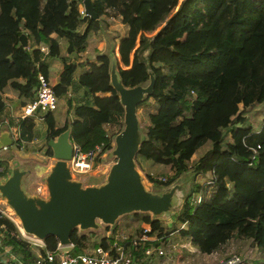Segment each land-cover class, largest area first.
Listing matches in <instances>:
<instances>
[{"label": "trees", "instance_id": "16d2710c", "mask_svg": "<svg viewBox=\"0 0 264 264\" xmlns=\"http://www.w3.org/2000/svg\"><path fill=\"white\" fill-rule=\"evenodd\" d=\"M91 1L96 20L81 13L80 0H0V91L10 86L24 100H33L37 74L50 81L40 44L51 43L50 55H56L54 33L66 41L67 53L84 51L86 36L93 26L98 28L100 18L119 19L127 28L117 48L122 83L145 81L147 65L155 76L153 91L143 101L152 99L155 109L148 113L147 139L136 156L173 170L165 182L147 173L148 179L170 183L187 171V162L200 148L210 145L194 167L196 174H210L209 179L196 184L186 198L178 217L179 226L185 223L180 234L205 254L237 236L250 239L264 254V117L254 130L244 124L240 109L264 105V0ZM21 35L30 41L28 46L21 44ZM61 59L64 66L53 90L57 98L66 99L71 117L57 126L53 113L45 112L46 140L70 128V140L82 149L98 143L107 148L106 125L123 114L109 83L108 57L97 55V62L76 79L80 63ZM70 88L84 89L81 101L72 102ZM4 108L0 95V117L6 115ZM27 117L19 121L18 145L34 137V122ZM229 126L230 139L224 141ZM51 153L48 146L46 155ZM0 167L1 175L6 164L0 162ZM137 215L150 225L149 234L163 235L159 220ZM0 228L3 244L23 264L57 247L54 236H48L44 246L18 237L14 222L3 215ZM70 239V255L85 253L86 236L75 229ZM110 240L101 238L94 246L106 248ZM58 263L56 256L53 264Z\"/></svg>", "mask_w": 264, "mask_h": 264}, {"label": "water", "instance_id": "95a60500", "mask_svg": "<svg viewBox=\"0 0 264 264\" xmlns=\"http://www.w3.org/2000/svg\"><path fill=\"white\" fill-rule=\"evenodd\" d=\"M83 8L92 20L97 19L91 0H83ZM98 27L101 28L99 21ZM20 41L27 46L24 35ZM99 55L109 59V83L123 107V122L122 128L110 138L96 170L87 173L71 170L70 128L47 140L41 159L38 154L18 152L10 128L6 124L0 126V162L6 164L0 175V212L6 213L2 205L11 211L26 239L44 243L48 236H54L59 247H67L72 244L70 235L75 229L80 236H86L87 230H101V238L111 239L119 218L124 215L148 214L159 221L167 215L173 217L176 197L184 191L182 183L177 182L181 174L168 184L160 183V189L149 188L136 163L140 146L147 139V128L140 124L137 106L153 91L155 76L150 67L147 65L145 81L125 86L118 58L111 53ZM48 146L51 156L46 155ZM85 176L93 177L94 181ZM190 192L183 199L177 220ZM166 225L170 226L169 222Z\"/></svg>", "mask_w": 264, "mask_h": 264}, {"label": "rangeland", "instance_id": "374dc122", "mask_svg": "<svg viewBox=\"0 0 264 264\" xmlns=\"http://www.w3.org/2000/svg\"><path fill=\"white\" fill-rule=\"evenodd\" d=\"M79 9L84 10L83 8V0H80ZM101 23V28H95L94 26L89 30L88 35L85 39V49L88 50V53H84L82 55V59L84 60H96L97 55L100 53H111L118 58L117 48L118 42L120 38L126 33V26L120 22L119 19H110L108 17H102L98 20ZM97 23V22H96ZM84 26L80 28V32L84 29ZM66 44V43H65ZM48 53V51H45ZM82 52V51H81ZM41 53H43L41 51ZM80 53V51H79ZM74 58L77 60V52L74 53ZM42 56V54H41ZM64 104V102H63ZM155 109L153 105V100L149 99L143 102L137 108V116L139 118L140 124L143 128L146 129L147 127V117L148 113L152 112ZM241 113L245 116V125L251 126L254 130H258L262 119L264 117V105L263 104H255L254 106L248 108H242L240 106ZM122 117H119L117 122L114 124L106 125V130L110 136V138L117 133L122 128ZM232 126V125H231ZM229 126L224 130V141H228L230 139V128ZM39 135V133H37ZM46 137H43L42 142L39 144H35L34 147H28L26 144L22 147H19L18 152L26 153L28 149H32L34 154H38L37 156L43 159L44 151L46 148ZM210 147L209 144L200 148L196 154L192 156V158L187 162V171L180 175L177 179L178 183H182V186L185 187L184 191L178 193L175 201V206L173 208L174 216H164L161 219V225L165 229L163 235H166L167 238L164 239V242L159 244L164 248L165 252L163 256L157 257V255H152L150 258L142 260L144 257L142 254L139 256L137 260V264H161L162 261H167L165 264H222V261L225 260L231 254H237L241 256L242 263L241 264H264V254L258 250L253 244L250 239H246L243 237H233L228 240L225 244H223L218 250L210 253V255H206L205 253H201L193 248L187 241L188 239L183 237L179 231H176L179 226V220L176 219V215L180 211L179 208L183 202L185 196L192 190V188L196 184H203L208 179L210 174H194V167L197 163V160L206 152V150ZM16 154V150H13ZM21 160L24 158L19 157ZM113 159H109L111 162ZM35 162H41L40 160H34ZM101 163L103 164L102 160ZM136 163L143 175V180L145 184L152 189H160V183L165 182L173 173V170L170 167H165L160 164H152L150 161H146L140 157L137 158L136 156ZM108 164V163H107ZM106 164V166H107ZM96 170V168H94ZM92 170V171H94ZM91 172V171H90ZM147 173L161 182H149L146 178ZM87 179L88 176H85ZM88 180L94 181V178L91 177ZM98 180V179H97ZM193 196V197H192ZM190 196V201L194 200V195ZM192 197V198H191ZM2 208L5 210V216L12 220L15 226L18 228L19 234L18 237L26 238L22 236L20 229L18 227L17 222L13 219L14 217L11 214V211L6 209L2 205ZM142 215V214H139ZM137 214H127L119 218L115 232L114 233H122L128 238H136L138 237L144 227H147L148 224L141 221ZM169 222L170 226L166 224ZM170 227H173V230H170ZM172 233V234H170ZM154 235L157 232L153 233ZM87 242L85 246V252L91 253L93 248L95 247L94 244L99 242L103 235V231H93L87 230L86 231ZM3 238H0V256L4 257V260L7 259L9 253H5L3 248H7V245L3 244ZM174 242H178L179 244H183L185 247H177L180 251H176L172 246H165L166 244H174ZM192 247V248H191ZM7 249L11 250L10 247ZM195 249V251H193ZM187 252V253H186ZM189 253V254H188ZM180 254H182L180 256ZM7 256V257H6ZM196 257V259H194ZM195 260V261H194Z\"/></svg>", "mask_w": 264, "mask_h": 264}, {"label": "built area", "instance_id": "2783aa9c", "mask_svg": "<svg viewBox=\"0 0 264 264\" xmlns=\"http://www.w3.org/2000/svg\"><path fill=\"white\" fill-rule=\"evenodd\" d=\"M182 1L183 0H178V4ZM80 11L82 14H85L84 10ZM41 49L43 50L44 48L41 47ZM37 81L38 88L36 98L22 107V112L19 116H9L7 114L1 116L0 126L6 124L10 128L12 125H17L21 119L27 116H32L36 112L45 113L57 109L58 98L54 93L53 83L41 72L37 74ZM11 136L13 138V144L18 145L14 130L11 131ZM18 146L22 147V145ZM105 149L106 143H98L85 150L82 149L80 145L72 142L71 158L69 160L71 170L77 173L90 172L96 167L99 158ZM0 171H2V167H0ZM198 201L199 198H197V202ZM0 215L5 216L2 212H0ZM180 228H185V223L180 224L176 231H179ZM150 230L151 228L148 224L147 227L143 228V232L138 237L130 239L122 233H113V237L106 248L102 245H98L93 248L91 253L85 252L75 256L70 255L67 250H63V247L57 245L55 250H45L43 255H40L36 260L28 264H53L56 256L59 259L58 264H137V260L141 254L144 257L142 260H144L150 258L152 255L161 257L166 253L164 248L159 244V242H164V239L167 238L166 235L158 236L157 234H149L148 232ZM3 236L4 233L0 228V237L3 238ZM187 239V242L194 248L189 238ZM26 240L34 245L44 246V243H39L30 239ZM165 246H172L176 251H180L177 247H185L186 244H183L182 246V244L174 242V244H166ZM139 251L140 254H138ZM193 251H195V249ZM134 252L137 254L135 255ZM181 255L182 254H180V256ZM240 257L241 256L237 254H231L222 261V264H241L242 260ZM165 263H167V261L161 262V264Z\"/></svg>", "mask_w": 264, "mask_h": 264}, {"label": "crops", "instance_id": "0c3cea01", "mask_svg": "<svg viewBox=\"0 0 264 264\" xmlns=\"http://www.w3.org/2000/svg\"><path fill=\"white\" fill-rule=\"evenodd\" d=\"M51 38L53 41H56L58 44V51L56 55H50V48L51 43H42L39 45L40 51L43 53L41 58L48 64V72H49V78L50 81L53 83V85L57 82L58 76L63 69L64 63L62 62V57H68L71 61L78 62L80 65L77 67V70L75 72V79L78 77V75L86 70L89 67V64L96 63L97 60H84L82 59V55L85 53H88V50L77 52V60L74 58V53L69 54L67 53V43L64 39L58 38L56 34H51ZM29 40H27V46L29 44ZM66 43V44H65ZM41 47L44 49L42 50ZM45 51H48L46 53ZM84 89L83 88H70L67 95L69 98L72 99V102H78L81 101L83 98ZM0 95L2 97L3 102L5 103L4 108V114H7L9 116H19L22 112L23 102L28 103L29 100H24L19 92L10 86L5 87L2 91H0ZM104 95V94H100ZM64 102V104H63ZM54 115L55 121L57 126H62L67 120H70L71 113L68 110L66 99L64 97L58 98V105L57 109L54 111H51ZM44 114L42 112H36L32 116H28L32 122H34V128H33V134L34 137L31 141H24L23 145H27L28 147H34L35 144H39L42 142L43 137H46V124L44 121ZM19 122L17 125L10 126L11 131L14 130V133L18 132ZM17 131V132H16ZM39 133V135H37ZM26 153H34L32 149H28ZM115 232V231H114ZM113 232V233H114ZM2 238V237H0ZM30 243V242H29ZM32 244V243H30ZM10 246H7V248ZM6 247L3 248L5 253H9L7 259L4 260V257L0 256V264H23L21 258L19 255L15 254L12 250L7 249ZM70 246L63 247V250L69 251ZM197 251H199L196 247H194ZM187 253V252H186ZM140 254V251L138 252ZM189 254V253H188ZM204 254V253H203ZM213 254V253H211ZM210 255V254H206ZM196 259V257H194ZM195 261V260H194Z\"/></svg>", "mask_w": 264, "mask_h": 264}]
</instances>
